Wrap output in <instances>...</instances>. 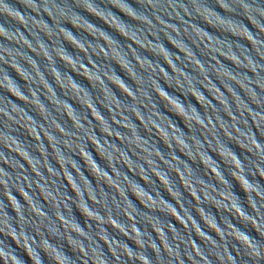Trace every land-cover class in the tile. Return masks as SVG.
<instances>
[{"label":"clouds","instance_id":"1","mask_svg":"<svg viewBox=\"0 0 264 264\" xmlns=\"http://www.w3.org/2000/svg\"><path fill=\"white\" fill-rule=\"evenodd\" d=\"M103 2L106 5H111V8L117 9L134 23H126L115 15L111 8L101 7L96 0H17V3L21 4L25 11H21L20 8L9 3V0H0V17H4L6 21L17 26L15 30H11V28H6L0 24V93H3V95H0V264H44V258L47 259L48 264H77V262L81 264L84 257L87 258L84 259V264H89V261L97 259H101L102 264H177V261H179V264H188L189 261L192 264H249V262L250 264H264V184L260 182L264 180V138H262L264 137V0H260L259 3L257 0H212V3L221 9L224 15H221L214 7L210 6L208 0H135L139 8H134L128 3V0H103ZM78 10H82L100 20L102 18L108 22L109 26L115 21V24L119 27V33L124 34L123 38L126 41L135 40L136 43L142 45L143 51L149 52V48H151L152 52L155 53L153 56L160 58L157 50L162 49L167 54L168 60L177 74L167 71L159 62L153 63L148 60L147 57L141 55L139 51L141 48L133 47L131 43L126 45L125 50V47H122L113 36L91 23ZM45 16L51 21V24L44 19ZM197 20L219 32L247 40L251 45V50L242 47L238 43L234 46L233 43L227 40H221L210 35L195 23ZM243 20H247L256 29V32L250 31ZM65 25H70L77 33H85L86 36L78 37L74 35ZM21 28L23 31H21ZM77 28H79V31ZM87 28L93 29V33L89 34ZM114 31L118 33L116 30ZM96 33L101 34L118 46L114 51L118 53L119 61L131 68L135 76V82L129 78L134 82L135 88L126 84L107 63L113 62L119 66L112 58L113 50L107 49L99 38H92ZM64 35L77 42L87 53V57L79 55L78 51L75 57L69 54L63 46L65 42ZM119 35L122 37L121 34ZM42 36L47 38L48 43L42 39ZM87 37H91V40ZM149 37L152 39H149ZM161 37L180 53L179 49H183L187 56L183 55L184 58L181 60L179 55L171 53L164 46ZM201 37H205V39H201ZM25 44L29 45L32 51H39L37 45L44 48V54L53 61L52 70L62 79H70L77 88L84 91L89 97L93 108L101 116L104 122L103 125L97 123L94 125L88 119L87 109L78 112L67 100L57 96L56 91L49 84L48 77L44 75L45 70L41 71L37 59L33 58ZM191 45H195L200 50L201 55L207 57V61L201 62L193 52ZM129 49H131V52H129ZM101 50L108 59H103L105 63L97 64L93 60L92 54L95 52L96 56H101ZM58 51L62 52L64 58L71 60L74 64L87 67L84 61L91 60L94 67H87V71L92 77L100 81L110 96L115 97L117 105L121 107V112L117 114L113 108L112 115L105 118L96 107L97 101H99V104L104 103V99L100 94L94 99L67 72L62 73L57 69L54 54ZM222 56L233 57L236 62L232 64L235 65L237 70L232 71L226 67L221 62L220 58ZM188 57H194L195 60L190 64ZM136 59H139L141 63L151 65L156 74L153 75V71H149L147 68L141 70L136 63ZM197 62L200 68L195 66ZM28 64L37 66L44 83L56 94V101L66 104L71 109L73 118L79 128L74 127L73 123L69 128L66 122L62 123L63 118L67 117L63 112H60L58 119L56 115H53L54 110L48 106V103L45 104L41 101L40 97L43 96L45 99L47 94L43 93L39 87V80L33 75ZM48 67L49 65L45 64L44 68L47 69ZM160 68L164 69L165 76L168 78V83H165L168 87L176 89L185 98L191 95L195 99L189 91V87H191L195 93L207 102L203 105V113L198 111L192 104L185 105L177 97L171 96L165 91L160 84L158 71ZM187 68H191L194 74L186 72L185 69ZM18 72L22 73L24 78L27 79L28 82L25 83V88L30 89L32 95L25 91V88H22L10 74L15 73L16 77L25 82V79H21ZM217 73L221 75H217ZM249 73H251V76H249ZM180 74L183 75L184 79L181 78ZM105 76L115 77L134 99L127 97L130 103H124L118 99L109 86L111 84L104 79ZM211 76H215L224 91L217 87ZM205 80L207 83H205ZM136 82H138V85ZM177 83L179 87H177ZM153 85L158 87L170 100L174 101L183 111L185 117L190 120L194 118L195 122L190 125L184 124L188 129L187 134L174 124L169 117L159 111L157 103L153 99L154 95L158 97L153 90ZM209 86L220 92L219 98L214 99L208 91L211 99L204 95L201 89L206 90ZM257 89H259V92ZM240 92H243V97ZM34 96L36 102L42 105L49 114L50 119L47 124L44 121L41 123L34 119L29 111H26L25 105L14 98L20 97L31 103ZM221 98L222 103H212L213 100L216 101V99ZM196 102L202 108L197 100ZM140 105H143V107ZM108 106L111 107V102ZM153 108L156 113L168 120L179 132L181 143L188 149L192 160L195 162H192V164L199 162L200 165V161L197 159L198 154L207 157L213 162L226 187L213 183L211 173H208L207 176L204 174L207 181L203 179L198 174L199 170H194L188 160L180 159L176 155L177 151L174 144H172L173 151H168L165 155L161 153L155 141L150 142L149 139L141 136V125L139 123L138 126L134 122L136 119L133 118L131 113H138L145 125L151 120L153 124L161 127L153 116ZM165 108L171 113L175 112L174 109H170L166 105ZM57 111L59 110L57 109ZM118 115L124 116V119H118ZM113 119H116L117 124L130 125L132 131H120L122 128L115 127L112 123ZM67 120L69 121L68 117ZM197 123L202 125V128L197 127ZM54 125L59 128L63 135L57 134ZM40 128H43L44 133L52 141V151H49L48 144L45 145L44 138L42 139L43 136L40 137L39 144L29 145L22 142L19 136L15 134L17 129H33L39 133ZM101 128H103V131H101ZM253 128H255V131H253ZM97 130L102 134L100 137L96 134ZM163 130L169 135L171 143V136L175 133H168L166 127ZM202 131L203 136H201ZM104 132L119 134L124 143L118 146L116 140L109 139V136L105 135ZM133 132L136 138L147 144L143 151L150 154L149 159H152L151 153L159 152L166 163L171 164V158L174 157L182 165L187 166L189 172L185 175L183 167L172 165L184 175L185 181L190 180L192 182L193 190L200 203L199 205L194 204L191 208H186L182 203L185 197L180 191V182V187H178L176 179H171V175L163 166H158L155 171L168 181L172 192L179 194L184 212L192 217L201 234L207 238L204 244H197L193 238L191 226H189L187 234L184 233V230L178 231L171 223L161 222L155 215L159 210L149 212L151 214L140 212L129 199V193L135 197L133 190L138 189L140 193L150 198L154 203L163 202V204L180 214V210L176 209V205L163 199L160 192L156 190V180L148 174L149 170L143 160L133 159V154L143 156V152L137 151L136 147H132L131 152L129 151V145L135 143ZM257 133L261 137L259 140ZM225 136L230 137L232 142L226 139ZM89 137L95 139L104 156L112 161L113 170L116 172L115 177L109 171L107 164V169H105L93 159L91 152L88 150V145L91 144ZM230 144H235L242 152L250 154L251 158L246 156L241 160L232 150ZM77 145L86 152L97 169L102 174H107L108 179L119 187L120 192L123 193V199L114 190L105 192L101 187L103 183L98 182L96 179V187H93L81 171L80 165L73 159V156L80 157ZM41 149L44 158L41 157ZM93 149L97 153L94 147ZM220 149L228 155L227 162L234 165L229 167L227 171L245 194L247 208L250 211L245 210L240 199L233 194L232 185L221 170V163L224 165L225 162L221 160ZM117 151L128 159L134 170L138 167L144 172V178L150 181L151 192L122 171V168H125L123 164L117 165ZM16 152L24 153L27 159L32 162L39 179L32 175L28 165L19 156L13 154ZM36 152L39 153V156L34 154ZM129 153H131V156ZM212 154L219 158V162L213 159ZM49 157L52 161L56 157L63 162L64 171L68 173V179L72 180L79 196L67 195L69 185L64 182V171L56 162L55 165L58 167L51 164ZM69 161L76 166L80 175L87 182L88 191L96 204L99 205L98 207H94L93 204L89 203L84 186L81 185L79 179L68 167ZM153 163L158 162L153 160ZM5 164L8 167H5ZM25 165H27V168ZM37 165L39 166L37 167ZM45 167L51 171V176L45 171ZM20 169H23V171H20ZM132 176L137 177L136 175ZM117 177H119V180H117ZM257 177L260 179L257 180ZM25 180L28 182L27 187L24 184ZM35 185H39L41 189H44L45 194L49 197L47 201L41 198ZM198 185H203V188L198 187ZM28 188H31V191H28ZM210 188L218 195L213 196L209 192ZM201 191L210 200L215 201L216 204L223 205L229 212L233 209L239 212L240 217H242V222L239 223L245 229L251 226V229L255 231L260 239L257 240L247 231L236 227L229 219L222 217L221 221H224V223L218 224L216 217L210 211H205V208L210 206L215 208L218 213L222 211L211 203L205 206V198L200 195ZM20 192L28 197L27 203L24 199L21 203L17 195L14 194ZM229 194L233 197L231 204H226L219 199V195ZM19 197L22 198L21 195ZM41 200H43V204ZM53 201H55V204H53ZM139 203L141 204V202ZM144 203L146 204L147 201ZM73 205L85 218L84 227H81L74 218ZM148 207L151 208L152 205H148ZM196 207L204 212L207 222L216 227L220 233V238H214L210 235L212 232H206L200 221L192 216V209ZM52 208L55 210H51ZM125 215L133 217L135 223L129 224L126 219L125 222L120 218ZM57 216L64 220L65 227L71 224L75 229L76 235H72L71 232L68 233L71 244L64 239V229L61 228L55 218ZM164 216L170 215L166 214ZM93 219L99 222L94 225ZM108 223H113L119 229L117 233L121 236H127L128 239L126 240H131L135 248L130 247L125 241L113 237L107 230L108 228L105 227ZM138 223L144 225L143 230L137 226ZM93 225L95 230H93ZM168 225H172L171 233L166 230ZM149 227L155 233V239L149 233ZM101 239L108 241L112 252L110 256L105 253L104 245L100 243ZM53 240L66 242L73 255H67L64 251V245L53 243ZM193 243H195L197 249L196 254L192 251ZM229 245H231V249ZM74 248H82L84 257H81L78 251L74 252ZM185 256H187V259H185Z\"/></svg>","mask_w":264,"mask_h":264},{"label":"water","instance_id":"2","mask_svg":"<svg viewBox=\"0 0 264 264\" xmlns=\"http://www.w3.org/2000/svg\"><path fill=\"white\" fill-rule=\"evenodd\" d=\"M96 2L101 7L111 8V5H106L103 2V0H96ZM208 2L210 4V6L214 7L217 12H219L221 15H224L223 11L221 9H219L218 7H216L214 3H212V0H208ZM257 2L259 3L260 0H257ZM9 3H12L15 7L20 8L21 11H25L23 6L19 3H17V0H9ZM128 3H130L134 8H139V5L135 2V0H128ZM78 11H80L81 14L84 15L91 23L95 24L96 26H98L99 28L108 32L111 36H113V38L116 39L122 47H125V50H126V45L128 43H131V44H133V47L141 48V50H139L141 55L147 57L148 60L152 61L153 63L159 62L162 64V66L167 71L172 72L173 74H177L176 70L173 68V66L169 62L167 54L164 53L162 49L157 50L159 52V56L161 58L160 59L159 57L153 56V55H155V53L152 52L151 48H149V52L143 51L144 49H143L142 45L136 43L135 40L126 41L123 38L124 34L119 33V27L115 24V21H113L112 25L109 26L108 22L103 20L102 18L100 20L94 16L89 15L88 13L83 12L82 10H78ZM111 11L115 15L119 16L126 23H134V22L130 21L128 17H126L122 13H120L117 9L111 8ZM44 19L49 24H51V21L48 20V18L46 16L44 17ZM237 19H243V18H237ZM195 23H197L201 28L206 30L210 35L215 36L218 39L227 40L228 42L233 43L234 46H235V44L238 43L242 47H246L249 50H251V45L248 43L247 40H242V39H239L236 37H232L229 34L219 32L215 28H212L209 25L204 24L202 21H199V20L195 21ZM243 23L249 28L250 31H252L253 33L256 32V29L251 24H249L247 20H243ZM0 24L4 25L6 28H11V30H15V28L17 27L16 25L11 24V22L6 21V19L4 17H0ZM65 27L69 28L73 32V34L77 35L78 37L79 36H86L85 33H77V31L75 29H72L70 25H65ZM110 27L113 29H111ZM77 30L79 31V28H77ZM114 30H116L119 34H121L122 37L118 33H116ZM21 31H23L22 28H21ZM87 31L89 34H92L94 30L91 28H87ZM25 34L27 35V33H25ZM63 38L65 40L63 46L69 54H71L75 57L79 52V55L87 57V53L83 50L82 47H80V45L77 42L72 40L71 37L64 35ZM87 38L89 40H91V37H87ZM92 38L93 39L99 38L104 43V45L106 46L107 49L113 50L112 51V58H113L114 62H117L119 64V66L113 62H107V63L110 64L111 68L115 71V73L122 80H124V82L126 84L135 88V84H134L135 76H134L133 72L131 71V68L128 65L121 63L119 61L118 53L116 51H114V49L118 46L114 45L106 37L102 36L99 33H96L94 36H92ZM29 39H31V37H29ZM42 39H44V41L46 43H48L46 37L42 36ZM149 39H152V38L149 37ZM161 39L164 43V46L171 53H175V54L179 55L181 60H183V58H184L183 55L187 56V53L183 49H179L181 51V53H180L176 48H174L171 44H169L167 42V40H164L163 37H161ZM201 39H205V37H201ZM188 43L191 44L190 41H188ZM25 47L28 48V50L31 52L30 54L33 56V58L37 59V63L40 65L41 71L43 72L45 70L44 75H46L48 77L49 84L54 88L57 96L60 97L61 99L67 100V102L78 112L83 110V109H87L88 119L91 120L94 125L96 123L98 125H103L104 122H103L101 116L93 108V105L89 100V97L84 93V91L82 89L77 88L72 83V81L70 79H68V78L62 79L60 76H58L55 73L54 70H52L51 66L53 64V61H52V59H50L48 56H46L44 54V48L40 45H37L39 51H32L31 47L29 45L25 44ZM191 47L193 49V52L196 54L197 58L201 60V62L207 61V57L201 55L200 50L197 49L195 45H191ZM129 52H131V49H129ZM54 55H55V59L57 61L56 67L60 72H62V73L67 72V74L70 75L72 77V79L75 82H77L80 86L84 87L93 96L94 99L96 98V96H98L100 94V96L104 99V103L99 104V101H97L96 107L105 118H109V116L112 115V109L113 108L115 109L117 114H119L121 112V107L119 105H117L115 97L110 96V94L104 88V86L100 83V81L98 79H95L94 77H92L89 74V72L87 71V67H94L91 60H85L84 61L85 64L87 65V67H85V65L74 64L71 60L64 58L62 52L58 51ZM92 55H93V60L97 64L105 63L104 60L108 59V57L106 55H104L103 50H101V56H96L95 52H93ZM132 55L134 56L135 54L133 53ZM220 59H221V62L226 67H228L230 70H232V71L237 70L235 65L232 64V63L236 62L233 57H231V56L223 57L222 56ZM194 60H195L194 57H188V62L190 64ZM177 62L179 63V61H177ZM136 63H137V65L140 66L141 70H144L145 68H147L149 71H153V75L156 74V72L152 69L151 65H148L146 63H141V61L139 59H136ZM45 64L49 65V67L47 69L44 68ZM195 66L197 68H200V65L198 62L196 63ZM28 67H30L32 69L33 75L36 77L37 80H39V87L42 89L43 93L47 94L45 97L46 100L44 99L43 96L40 97L41 101L44 102L45 104L48 103V106L54 110L53 115H56L58 119H59L60 112H63L64 115L68 117L69 121L67 120V117H64L62 123L66 122L69 128L71 127V123H73L74 127L79 128V125L76 124V121L73 118V113H72L71 109L66 104L58 103L56 101V94L53 93V91L50 88H48V86L44 83V80L41 78L40 72L38 71L37 66L35 64H28ZM158 71H159V79L161 80L160 84L165 89V91H167L169 93V95L177 97L185 105L192 104L193 106H195L197 108L198 111L203 113V105L206 104L207 102L204 101L201 96H199L197 93H195L191 89V87H189V91L195 97V99L201 104L202 108L200 107V105L196 102V100L191 95H189L185 98L176 89L168 87L165 84V83H168V78L165 76L164 69L160 68ZM185 71L188 72L189 74H194V73H192L191 68H187V69H185ZM10 74L17 80V83L22 88H25V83H27L28 81H27V79L24 78L22 73L18 72V75H20L21 79H25V82L20 80L18 77H16L15 73H10ZM180 75H181V78L184 79L183 75L182 74H180ZM217 75H221V74L217 73ZM249 76H251V73H249ZM211 78L214 81V83H216L217 87H220L221 91H224L223 87L220 85L219 81L216 80L215 76H211ZM104 79L107 80L109 84H111L109 86L111 87L113 93L122 102L130 103L129 99H134L131 96L130 92L115 77L105 76ZM136 83L138 85V82H136ZM205 83H207L206 80H205ZM177 87H179L178 83H177ZM153 90L156 92V95L159 97L158 98L155 95L153 97L154 101L157 103L159 111L163 115L169 117L173 121L174 124H176L178 127H180L187 134L188 129L185 127V125H190L191 123L195 122L194 118L192 120H190L189 118L185 117L183 111L179 108V106L174 101L170 100L167 97V95H165L162 91H160L159 88L156 87L155 85H153ZM225 90L228 91L227 89H225ZM25 91L29 92V94L32 95L30 89L25 88ZM201 91L204 93L205 96H208L209 99H211V97L208 95V92L210 93V95L213 96L214 99L220 97V92L217 89L212 88L211 86L206 88V90L201 89ZM237 91H239V89H237ZM257 91L259 92V89H257ZM229 94L231 95L230 92H229ZM240 94L243 97V95H244L243 92H240ZM0 95H3V93H0ZM14 98L18 99V101L20 103L25 105L24 107H25L26 111H29V114L34 119L40 121L41 123H43V121L45 124L48 123V120L50 119L49 114L45 111V109L43 108L42 105H40L38 102H36L35 96L33 97V102H31V103H29L28 101H26L20 97H14ZM233 99H235V97H233ZM245 99H246V97H245ZM18 101H17V103H19ZM109 102H111V107L108 106ZM216 102L222 103V98L216 99V101L215 100L212 101L213 104H216ZM165 105L170 109H174L175 112L171 113V112L167 111L165 108ZM140 106L143 107V105H140ZM149 107H151V106H149ZM253 107H255V106L253 105ZM57 109L59 111H57ZM33 110H35V111L31 112ZM152 113H153L155 120H157L159 122L161 127H158L156 124H153L151 122V120L149 121V123L147 125H145L138 113H136V112L131 113L133 118L136 119V121H134V122L138 126H139V123L141 125V128H140L141 136H143L146 139H149L150 142L155 141L156 146L159 148L161 153H163L165 155L167 154L168 151L169 152L173 151L172 144H174L175 150L177 151L176 155L180 159L188 160V163L190 164V166L194 170H197V169L199 170L198 174L203 179H205L207 181V177H205L204 174L207 176L208 173H211V176L214 180V181H212L213 183H216L218 186L226 187L223 179L221 178V176L216 171V167L214 166L213 162L211 160H209L207 157L199 156V154H198L197 159L200 161V165H199V162H197L196 164H192V162L193 163H195V162L192 160V156L189 153L188 149L184 146L183 143H181V139L179 138V136H180L179 132L171 125V123L168 120L162 118L158 113H156L154 108L152 109ZM177 115L183 120L184 123L182 122V120ZM117 118L123 120L124 116L118 115ZM229 118H231V117H229ZM22 123H24V121H22ZM112 123L115 127L122 128V129H120V131H125V132L132 131V128L130 125L117 124L116 119H113ZM249 124L251 125L250 120H249ZM209 126H211V125H209ZM53 127L57 131L58 135H63V133L59 130L58 127H56L55 125ZM164 127L167 128L168 133H175V135L171 136V143H170L169 135H167L166 132L163 130ZM197 127L202 128V125L197 123ZM221 130L223 131V129H221ZM101 131H103V128H101ZM253 131H255V128H253ZM15 134L17 136H19V138L21 139L22 142H26L29 145L34 144V143L39 144L40 143V137L43 136L42 139L44 138L45 145L47 146V144H48L49 145V151H52V148H51L52 141L44 133L43 128L39 129V133H37V131H35L33 129H21V130L17 129V132ZM96 134L98 137H100L102 135L99 132V130H97ZM104 134L108 135L109 139L116 140L115 142L117 143L118 146H121L120 144L124 143V140L121 139L119 134H110L108 132H104ZM197 135H199V133H197ZM209 135H211V134L209 133ZM149 136H151V137H149ZM201 136H203V131L201 132ZM133 138H134L135 143H134V145H129V151L131 152L132 147H136L137 151L143 152L142 157L136 156L135 154H133V159H137V160L142 159L143 160V163L145 164L146 168L149 170L148 174L152 176V179L156 180V184H155L156 190L160 192L161 197L163 199L172 203L173 205H176V209L180 210V214H178L177 211H174L172 208L168 207L167 205L163 204V202L154 203L150 198H148L147 196L140 193V191L138 189L133 190L135 193V197L132 196L131 193H129V199L132 201V203L135 205L137 210L140 212L151 214L149 212H156L157 210H159V212H156L155 215L161 220V222L171 223L174 227L177 228L178 231L184 230V233L187 234L188 230H189V226H191L193 238L195 239L197 244H204L207 238L201 234L200 229L198 228L196 222L192 219V217L189 216L186 212H184V209L180 203L179 194L172 192L171 189L169 188L168 181L162 175H160V173L155 171V169L158 166H163V168L171 175L170 178L176 179L177 186L180 187V185H181L180 191L183 193V195L185 197V199L182 201V203H184V206L186 208H191L194 206V204L199 205V203H200L199 199L196 196L195 191L193 190L192 182L190 180L185 181L184 175H182L180 173V171L176 167H173L172 165H180L181 167H183L185 175H187L189 172L187 166L182 165L181 162L179 160H176L174 157L171 158V164H168L165 162L164 159H162L159 152L151 153L152 159H149L150 154L146 151H143L144 148L147 147V144H145L140 139L136 138L134 132H133ZM225 138L229 139V141L232 142L230 137L225 136ZM257 138H258V140L261 139V137L259 136V133H257ZM262 138H264V137H262ZM89 142L93 145V146L91 144L88 145V150L91 152L93 159L97 162L98 165H100L101 167H103L105 169H107V165H108L109 171H111L112 175L115 177L116 172L113 170L112 161L107 159L104 156V153L101 152V150H100L99 144L95 141V139L93 137H89ZM193 143H195V142L193 141ZM76 147H77V150L80 151V157L79 156H73V159L76 160L77 163L80 165L81 171L88 178V180L91 182L93 187L94 188L96 187V180H97L98 182L104 184V185L102 184L101 187L104 189L105 192H109L111 190H114L118 195H120L121 199H123L124 198L123 193L120 192L119 187H117L116 184H113L108 179L107 174H102L97 169L96 165L91 161L90 157L86 154V152L79 148V145H77ZM93 147L96 149L97 153L95 152ZM230 147L232 148V150L237 154V156L241 160H243L246 156L251 158L250 154H248L246 152H242V150L238 146H236L235 144H230ZM218 148H219V146H218ZM5 150L8 151L7 148H5ZM66 150H67V148H66ZM220 153H221V160L225 162L224 165L221 163V170L224 172L225 178L228 179L229 182L231 183L233 194L236 195L240 199L242 205L245 207V210L250 211V209L247 208L245 194L240 189L239 185L232 179V177L229 175V173L227 171V169L229 167H233L234 165L227 162L229 157L222 149H220ZM13 154L19 156V158L21 160H23L25 164L28 165V168L32 172V175L37 177V179H39L38 173L36 172L35 168H33L32 162L27 159V157L24 153L16 152ZM34 154L36 156H39L38 152H36ZM40 154H41V157L44 158L42 149L40 150ZM129 155L131 156V153H129ZM212 155H213V159H216L219 162V158L217 156H215L214 154H212ZM53 159H54V161H52L51 157H49V162L56 167L59 166L61 168V170L64 171L63 162L60 161L56 157H54ZM153 160L158 162V163H153ZM55 162L58 164V166L55 165ZM45 163H46V159H45ZM116 163H117V165L123 164L125 168H122V171H124L130 178L135 179L138 183H140L143 187H145L146 190L151 192V188L149 187L150 181H148L147 179L144 178L145 177L144 172L141 171L138 167L134 170L133 167L130 165L128 159L126 157H124L123 155H121L119 153V151H117ZM27 165H25L26 168H27ZM4 166L8 167L7 164H5ZM38 166L39 165H37V167ZM68 167L71 168L73 174H75L76 178L79 179L81 185L84 186L85 195H88L89 203L93 204L94 207H98L99 205L96 204L95 200L92 198L91 194L88 191L87 182L80 175V172L78 171L76 166L74 164H72L71 161H69ZM203 169H204V172H203ZM20 171H23V169H20ZM45 171H47L49 176L52 175L51 171L48 170L46 167H45ZM132 175H136L137 177H133ZM250 179H251V177H250ZM259 179L260 178L257 177V180H259ZM117 180H119V177H117ZM41 182H43V181H41ZM64 182L69 185V189L67 191L68 196H73V194L76 196H79V193L76 192V189L73 186L72 180L68 179V173L66 171H64ZM179 182H180V185H179ZM260 182L262 184H264V180H262ZM125 183H127V182L125 181ZM24 184H25V187H27V185H28L27 180L24 181ZM35 187H36L37 191L40 193L41 198H43V199H45V201H47V199L49 197L45 194L44 189H41L39 187V185H35ZM65 187L67 188L66 184H65ZM198 187L203 188V185H198ZM184 190H185V192H184ZM28 191H31V188H28ZM209 192H211L213 196L218 195L211 188L209 189ZM14 194L17 195V198L20 199L21 203H23L22 199H24L26 203L28 202V197L26 195H24V193L20 192L18 194L17 193H14ZM19 195H21L22 198H20ZM37 195H39V194H37ZM200 195L205 198V206H207L208 204L211 203L214 207H216L218 210L223 212V213L222 212L218 213L215 208H211L210 206L205 208V211H210L211 214L216 217L218 224L224 223V221H221L222 217L229 219L231 221V223H233L236 227L240 228L241 230L247 231L252 237H255L257 240L260 239L257 236V234L255 233V231L251 229V226H249L247 229H245L244 226L239 223V222H242V217H240L239 212H237L235 209H233L231 212H229L228 209L225 208L223 205L216 204L215 201L210 200V198L203 191L200 192ZM136 199L139 202H141V204L143 206ZM219 199L224 201L226 204H231L233 201V197L230 194L229 195H219ZM145 201H147L146 204L144 203ZM41 203L42 204L44 203L43 200H41ZM53 204H55V201H53ZM148 205H152V207L149 208ZM61 207H63V205H61ZM51 210L54 211L55 209L52 208ZM9 212H10V214H12L11 210H9ZM166 214L170 215L171 217L170 216H164ZM191 214L197 221H200L201 226L204 228V230L206 232H212V233H210V235H212L214 238H217V239L220 238L219 231L216 229V227L213 224L207 222V220L205 219L204 212L199 207L192 209ZM73 216L76 219V221L81 225V227H84L85 218L80 214V212L76 209V207L74 205H73ZM230 216H232L233 219ZM55 218L57 219L61 228L64 229V239L68 240L69 243L71 244V240L69 239L68 233L71 232L72 235H76L77 233H76L75 229L73 228V226L71 224H68L65 227L64 220L62 218H60L59 216H57ZM120 218L122 220L126 219L129 224L135 223V220L131 216L125 215V216L120 217ZM126 220H125V222H126ZM92 222L95 225L99 221L93 219ZM94 225H93V230H95ZM172 225H168V228L166 229L170 233H171ZM137 226L141 230H143V228H144V225L139 224V223ZM105 227L108 228L107 230L109 231V233L113 237H115L117 240H123L126 243H128V245L130 247L135 248V245L131 240H126V239H128L127 236H121L117 233V232H119V229H117L113 223H108L105 225ZM148 231L153 236V239H155V233L152 232V229L150 227L148 228ZM133 235H134V233H133ZM9 243H11V242L9 241ZM53 243L63 244L64 245V251L66 252V254L69 256L73 255L72 252L70 251V249L67 247L66 242L53 240ZM100 243L104 245L105 253L110 256L112 254V252H111L110 245H109L108 241L101 239ZM233 243H235V242H233ZM229 248L231 249V245H229ZM108 250H109V253H108ZM73 251L74 252L78 251L80 256L84 257V250L82 248H74ZM192 251L194 254L197 253L195 243L192 244ZM149 254H151V253L149 252ZM233 255H235V253H233ZM197 258H199V257H197ZM84 259H87V258L84 257ZM84 259L81 260V264H84ZM185 259H187V256H185ZM44 264H48V261L46 258H44ZM77 264H79V262H77ZM89 264H102V260L97 259V260L89 261ZM177 264H179V261H177ZM188 264H192V262L189 261ZM249 264H250V262H249Z\"/></svg>","mask_w":264,"mask_h":264}]
</instances>
